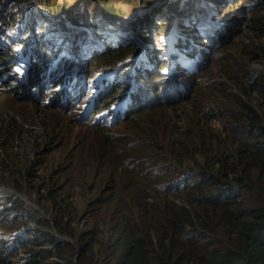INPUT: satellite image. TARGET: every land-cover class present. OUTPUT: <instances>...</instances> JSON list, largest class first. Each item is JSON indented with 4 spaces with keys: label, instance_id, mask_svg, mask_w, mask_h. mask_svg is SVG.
Here are the masks:
<instances>
[{
    "label": "rangeland",
    "instance_id": "rangeland-1",
    "mask_svg": "<svg viewBox=\"0 0 264 264\" xmlns=\"http://www.w3.org/2000/svg\"><path fill=\"white\" fill-rule=\"evenodd\" d=\"M186 1L0 0V31L3 32L0 54L9 52V56L0 57V118L14 117L25 124L20 148L15 149L16 160L10 163L18 174L12 175L0 166L3 175L0 176V264H47L56 259L45 250L53 248L54 243L49 239L52 236L58 238L55 242L64 238L78 244L75 236L61 234L54 227L53 219L59 218L62 212L51 200V194L57 195V200L62 202L68 193L60 189L62 184L77 189L74 197L78 211L73 226L78 230L92 227L97 218L95 209L87 207V199L94 198V185L115 184V181L103 179L99 182V178L93 176L95 159L104 161L100 173L105 177L113 174L118 181H126L131 170L136 168L139 181L161 184L166 177L155 179L152 173L157 172L155 168L165 169L167 164L161 165L162 161L172 162L169 158L174 151L172 141L188 140L183 133L187 130L192 136L201 131V138L217 134L228 141L225 129L240 121L236 116L240 107L234 102L231 91L249 100L245 89L254 84L256 91L252 94V102L261 96L259 89L264 88V0H190L188 4ZM169 4L174 5L175 12L189 11L174 17L178 12H172ZM195 5L201 6L202 15L201 23L197 20L201 38L196 39L201 43V62L196 63L189 94L183 98L174 97L168 85L177 73L185 75L186 69H182L181 63L190 57H200L199 53L188 50L191 39L183 30L184 25L195 21L194 15L189 13ZM205 12H212L215 21L204 17ZM161 21H165L164 24ZM93 23L109 29V42L95 35ZM187 27L196 29L197 25ZM96 32L102 36L100 30ZM79 34L89 36L85 47L74 45ZM55 38L60 43L52 42L51 50L49 43ZM40 42L43 46L37 49L35 45ZM121 46L137 47L136 59L130 65L119 61V69L107 67L116 60L105 62L103 54ZM161 46L171 54L165 53ZM22 47L27 50H21ZM14 56H17L14 62L19 65L30 62L29 69L39 73L44 72L48 62L50 70L56 66L58 71L63 68L67 72L70 69L68 73L78 71L86 86L82 83L80 87L77 84L80 79L76 77L70 82V90H77L80 99L70 96L61 102L66 97L63 94L60 98L63 90L53 87L54 71L49 76L52 89L47 91L43 82L38 83L42 86L39 97L36 85L30 92L29 87L22 90L18 84V77L22 75L13 73L22 68L12 65ZM166 56H170L171 64ZM69 62L72 63L69 65ZM104 72L107 73L102 77ZM141 72L150 75L145 81L147 86L155 84L158 88L156 94L147 95L145 88L139 87L141 108L136 103L135 110L132 109L128 116L116 117L111 123L95 121L99 109L90 111L87 117L81 115L87 98L95 93L96 83L103 78L107 80L106 98L100 96L99 99L100 102L108 100L106 109L112 115L117 103L110 100L109 91L114 88L117 95L125 93L128 83L139 78ZM166 72L168 74L162 78ZM228 73H234V78ZM135 83L133 81L131 86ZM173 84L179 90L181 82ZM162 86L166 93L159 94ZM169 97L172 103L167 101ZM159 107L163 109L156 110ZM129 116L135 119L127 121ZM173 124L176 125L172 131ZM136 138L145 139L148 144H140L141 150L131 158L134 153L130 144ZM150 147L155 156H150ZM176 147L185 149L179 143ZM133 159L135 163L131 162ZM120 161L126 166L118 168ZM183 162L186 169L199 165L187 156ZM24 239L21 245L19 242Z\"/></svg>",
    "mask_w": 264,
    "mask_h": 264
},
{
    "label": "trees",
    "instance_id": "trees-1",
    "mask_svg": "<svg viewBox=\"0 0 264 264\" xmlns=\"http://www.w3.org/2000/svg\"><path fill=\"white\" fill-rule=\"evenodd\" d=\"M168 8L174 13L183 10L175 12L171 4ZM92 26L99 28L97 23ZM76 41L77 47L86 46L81 37ZM113 50L104 53L102 60L123 59L134 53L135 47ZM228 74L234 78V73ZM259 90L261 96L255 103L254 84L245 89L249 100L231 91L240 107L236 114L240 121L225 129L228 141L217 134L201 138V131L192 136L189 130L183 132L188 140L172 141L171 157L177 164L152 175L160 179L179 170L187 156L199 162L197 168L189 167L198 176L183 188L173 191L166 185L139 181L136 168L126 181H118L113 174L105 177L100 173L104 161L95 159L93 176L99 182L103 179L115 184L94 185L96 196L89 199L87 207L95 209L97 220L92 227L77 232L73 226L78 211L74 197L77 189L62 184L60 189L68 191L62 202L51 194L62 212L53 219V225L58 232L75 236L78 244L66 239L55 242L58 238L50 237L53 248L45 250L57 258L47 264H264V88ZM24 128L25 124L14 117L0 118V166L12 175L18 174L10 163L16 160L15 149L20 148ZM142 143L148 144L141 138L131 142V158ZM177 143L185 149L177 148ZM148 152L155 156L151 147ZM120 166L126 164L120 161Z\"/></svg>",
    "mask_w": 264,
    "mask_h": 264
},
{
    "label": "clouds",
    "instance_id": "clouds-1",
    "mask_svg": "<svg viewBox=\"0 0 264 264\" xmlns=\"http://www.w3.org/2000/svg\"><path fill=\"white\" fill-rule=\"evenodd\" d=\"M190 2V0H187L186 1V4H188ZM181 11V10H180ZM189 10H186V11H184V13L185 12H188ZM180 13H182V14H184L182 11L180 12ZM180 13H177L176 15H174V17H177V15L178 14H180ZM189 13H192L193 15H194V17H195V21H193L192 23H187L186 25H184V31L189 35V37H190V42H188V44H187V48H188V50L190 51V52H194V53H199V55H200V57H197V58H193V57H190V58H188L187 60H185V61H183V63H181V65H184V66H182V69H186L185 70V72H184V74L185 75H181L180 73H177V75H176V77L173 79V81L171 82V83H169V85H168V87H169V91H170V87H171V90L173 91V93H175V96L174 97H184V96H186L187 94H189V87H191L192 88V83H194V80H193V74L196 72V70H194L195 68H197V66H196V63L197 62H201V43H199V41H197L196 39H199V38H201V27H199V24L197 23V20L201 23V19H202V15H201V6H199V5H195L193 8H192V11L191 12H189ZM212 13V12H211ZM209 14V13H207V12H205L204 13V17H206V18H208L210 21H215L214 20V18L215 17H213L212 16V14ZM185 15V14H184ZM183 15V16H184ZM201 15V18H199L198 19V17ZM174 17H172L171 18V20H169V21H172L173 20V18ZM194 19V18H193ZM191 20V19H190ZM189 20V21H190ZM221 21L218 19L217 20V23H220ZM194 24H196L197 25V27H196V29H193V28H191V27H187V26H189V25H194ZM92 25V24H91ZM175 26V25H174ZM174 26H169L168 28H170L171 27V29L174 27ZM186 27V28H185ZM91 28V27H90ZM92 28H93V32L95 33V35H97V36H99V37H101L102 39H105L106 40V42H109V35H107V32H109V29L107 28V29H105L104 30V27L103 26H100L99 25V28L98 29H95L93 26H92ZM49 29V28H48ZM170 29V30H171ZM218 29V28H217ZM216 29V30H217ZM96 30H100L101 31V33H102V36H100V35H98L97 34V32H96ZM45 32H47V31H45ZM3 32H1L0 31V34H2ZM45 34H47V33H45ZM78 37H81L82 39H83V41H84V43H86V39L87 38H89V36L86 34H79V36ZM0 39H1V36H0ZM56 40H52L49 44H50V48H51V44H52V42L54 43L55 42V44H59L60 42H59V40L57 39V38H55ZM107 39H108V41H107ZM169 39V38H168ZM146 42H148L147 40H146ZM167 42V41H166ZM74 43H75V39H74ZM177 43V42H176ZM195 43V44H194ZM196 43H197V45L198 46H196ZM23 45V44H22ZM76 47H77V41H76V43L74 44ZM43 45H41V42L40 43H38V44H36L35 45V47L37 48V49H40L41 47H42ZM160 46V45H159ZM49 48V49H50ZM77 48H79V46L77 47ZM98 48V47H97ZM104 48H105V46H104ZM161 48H163V50L165 51V53H168V54H171V53H169L168 52V49L166 48V49H164V46H161ZM48 49V50H49ZM99 49H102V48H99ZM21 50H23V51H26L27 49L26 48H24V47H22V49ZM47 50V51H48ZM51 50H52V48H51ZM54 50V49H53ZM96 50V49H95ZM137 50H138V48L137 47H135V52L134 53H131V54H129V55H127L126 57H124L123 59L121 58V59H118V60H116L115 61V64H108L107 65V67H110V68H117V69H119V61H123V62H125V64L126 65H130V64H132L133 63V61L136 59V57H137ZM81 52V51H80ZM2 54H0V57L2 58V57H6L7 55L9 56V52L7 51V52H1ZM4 53V54H3ZM53 53H56V51H53ZM104 53V52H103ZM100 54H102V53H100ZM85 55V54H84ZM198 55V54H197ZM163 56V55H162ZM17 56H14L13 58H12V62H13V66L16 64L17 66H21V68H22V70L19 72V71H17V70H13V73H14V75H16V73L18 74V75H22V78H21V76H19L18 77V80H19V83L18 84H21V86H22V90H24V88L25 87H29V92H30V90H31V87L33 86V85H36V94H38L37 95V97H39L40 95H39V92H41V88H42V86H39V82H43L44 83V85H46V90L47 91H49V89H52V87L51 86H49V76H50V73L51 72H53L54 71V77H55V79H56V81L54 82V84H53V87L55 88V89H62L63 91H62V93H61V95H60V98H63V94L65 95V97H66V99H64V100H62L61 102H64V101H66L70 96L72 97V98H78V100L80 99V96H78V95H76V91L77 90H75V91H72V90H70L71 89V87H70V82H71V80L73 79V78H76L77 77V79L79 80H77L76 82H77V84L81 87L82 85V83L84 82L83 80H82V78H81V73H79L78 71H75V72H72V73H68L69 72V70L70 69H68V72L67 71H65V69L63 68V70L62 71H58L57 70V68H56V66L54 67V69H49V62H48V66H47V68L44 70V72H38L37 70H33V71H31L30 69H29V65H30V62L28 63V62H24V63H22L21 65H19L17 62H14V59L16 58ZM166 58H167V60H168V64H171L170 63V56H166ZM200 60V61H199ZM175 61V60H174ZM72 62H69V65L71 64ZM174 64V63H173ZM68 65V66H69ZM137 66V65H136ZM169 67V66H168ZM168 68H166V70H167ZM170 69H171V67H170ZM181 69V68H180ZM178 70V69H177ZM16 73H15V72ZM142 71V70H141ZM198 71V70H197ZM169 72V71H168ZM168 72H166V73H163V75H162V78H165V75L166 74H168ZM83 73V72H82ZM107 72H104V74L102 75V77L106 74ZM141 74V76L139 77V78H136V79H133V80H131L129 83H128V85H127V91L125 92V93H120L119 95H117V93H114L115 92V90H114V88H112L109 92H110V97H111V99L110 100H112V101H114V100H116V107L114 108V112H113V114L111 115V113L109 112H107V109H106V106H107V103H108V100L107 101H105V102H100V96H103V98H106V96H105V92H104V87H105V85H106V83H107V80H105L104 78H103V80H100V81H98L96 84H98V87H97V89L95 90V93L94 94H92L90 97H88L87 98V104L85 105V107H84V109L81 111L82 113H81V115L83 116V117H87L88 116V114H89V112L90 111H93L94 109H99V112L97 113V114H95V117H94V119H95V121H98V122H106V120L107 121H109L110 123L111 122H114L115 120H116V117H121V118H124V117H126V116H128V114H129V112L132 110V109H134L135 110V105H136V103L138 104V106L141 108V102H140V97H139V94H138V92H137V90L139 89V87L142 85L143 86V88H145L144 90H145V93L147 94V95H150V92L151 93H153V94H156V91H158V88L157 87H155V84H152V85H146V83H145V81L147 80V77L148 76H150V75H147V72H141L140 73ZM113 76V75H112ZM185 77H188L187 79L185 78ZM99 79V78H98ZM97 79V80H98ZM85 80V79H84ZM96 80V81H97ZM133 81H135L136 83L133 85V86H131V83L133 82ZM138 82H139V84H138ZM147 82V81H146ZM173 82H176V83H178V82H181V84H179V85H181V86H179V90L178 89H176L175 88V86H174V84H173ZM145 83V84H144ZM57 84V85H56ZM163 84L165 85V81L163 82ZM113 85V84H112ZM159 84L157 83V86H158ZM163 85V86H164ZM55 86H58V87H55ZM83 86H86V83H83ZM90 86H92V85H90ZM94 86V88H95V86L96 85H93ZM131 86V87H130ZM163 86H162V88H161V91H160V93L159 94H161V93H163ZM177 86V85H176ZM79 87V88H80ZM153 87H155V91H152V88ZM129 88V89H128ZM190 88V89H191ZM112 91V92H111ZM29 92L27 93V94H25L26 96H28V94H29ZM164 93H166L165 91H164ZM168 93V92H167ZM23 94V93H22ZM43 94V93H42ZM109 94V93H108ZM152 94V95H153ZM51 95V94H50ZM64 97V98H65ZM81 98H82V96H81ZM168 102H170V103H172V99L169 97L168 98V100H167ZM81 102V101H80ZM145 103H150V104H152L151 102H145ZM62 107H64V106H62ZM64 108H66V107H64ZM69 109H71V108H69ZM133 110V111H134ZM129 117H131V116H129ZM128 117V118H129ZM169 158H171V160H172V162L169 164V162L168 161H162V164L161 165H163L164 166V164H167V166H165V169L163 170V168H162V171H166L167 169H168V165H171V166H173V165H175V164H177V162L171 157V156H169ZM186 167L187 166H185V164H183V166H182V168H180L179 170H177V171H175V172H172V173H170V174H168V175H166L165 177H166V179L161 183V185L163 186V185H166V187H168L169 189H171V190H173V191H175V190H177V189H179V188H183L185 185H188V184H190V183H192L195 179H196V177L198 176V174H196V172H192L189 168L188 169H186ZM158 169H160V168H155L154 170H156V171H158ZM161 170V169H160ZM166 173H168V172H166ZM172 174H175L176 176L174 177V178H172ZM164 177V178H165ZM95 196H96V194H95ZM95 196H94V198H95ZM89 199H93V198H89ZM89 199H87V203H88V201H89ZM68 205V204H67ZM65 206V205H64ZM87 213V212H86ZM85 215H87V214H85ZM85 230H87V229H85ZM78 231H80V230H78L77 229V232ZM58 232V231H57ZM60 233V232H59ZM61 234H64V233H61ZM68 235V234H67ZM64 239V238H63ZM25 242V239L24 240H21L19 243L22 245L23 243ZM1 248V247H0ZM10 248V247H9ZM2 249V248H1ZM76 249H77V247H76ZM5 251V250H4ZM5 254H8L6 251H5ZM57 258V257H56Z\"/></svg>",
    "mask_w": 264,
    "mask_h": 264
},
{
    "label": "bare ground",
    "instance_id": "bare-ground-1",
    "mask_svg": "<svg viewBox=\"0 0 264 264\" xmlns=\"http://www.w3.org/2000/svg\"><path fill=\"white\" fill-rule=\"evenodd\" d=\"M74 34H75V33H74ZM74 34H73V35H74ZM74 36H75V35H74Z\"/></svg>",
    "mask_w": 264,
    "mask_h": 264
}]
</instances>
